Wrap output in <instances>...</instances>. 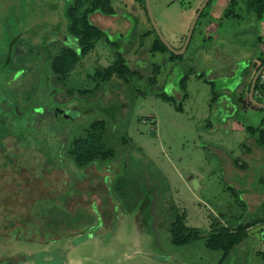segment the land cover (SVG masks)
I'll list each match as a JSON object with an SVG mask.
<instances>
[{"label": "rangeland", "instance_id": "374dc122", "mask_svg": "<svg viewBox=\"0 0 264 264\" xmlns=\"http://www.w3.org/2000/svg\"><path fill=\"white\" fill-rule=\"evenodd\" d=\"M44 1L48 4L52 0ZM203 1L149 0L153 18L170 45L182 46L194 12ZM213 1L204 6L185 52L174 60L170 52L144 49L146 42L157 36L144 0L132 4L133 14L125 30H118L124 26L122 18L116 21L91 15L96 25L110 30L83 56L77 39L70 36L67 42L19 47L18 59L2 70L3 75L13 71L14 79H21L19 100L21 93L25 100H31L39 91L44 101L50 93V103L70 107L61 116L69 130L48 131L50 143L58 147L70 132L71 148L73 139L85 128L103 121L102 142L113 155L111 160L77 168L66 150L63 160L57 159L55 165L40 158L39 166L37 161L31 164L26 159L20 166L6 156L11 151L23 155L25 150L19 147L23 139L7 136L0 148L1 234L11 238L13 228L21 234L23 227H34L41 235L48 231L65 235L75 244L66 264L264 263V224L260 238L249 230L247 238L225 257L204 244L214 220L235 227L239 220L245 223L264 218V148L257 146V129L250 132L246 128L264 130V124L258 126L264 111L240 108L237 89L233 91L230 80L223 82L222 78V73L228 75L230 62L240 67L235 68V81L245 75L248 63L258 55L254 43L264 30V19H257L253 10L249 13V0H235L227 16L210 17L216 27L207 36L201 28ZM112 3L114 8L123 7ZM36 5L35 0H0V16L6 12V29L26 12L40 13ZM55 8L52 13L45 7L39 14L37 30H64L67 21L61 3L56 2ZM139 39L142 49L134 52ZM63 44L76 52L78 61L61 84L51 63ZM119 55L126 59L128 74H114L109 80L96 75ZM1 83L6 87L4 81ZM261 95L255 93L263 101L264 93ZM231 103L236 107L232 115ZM232 120L238 122L231 124L233 127ZM152 130L155 135H151ZM43 139L40 136L37 140L41 148L45 146ZM182 216L185 225L197 228L201 237L175 246L170 227ZM33 238V234L26 237L27 241ZM33 244L16 239L0 241V252L5 256L26 254L36 247L41 250V244ZM35 262L51 264L43 254Z\"/></svg>", "mask_w": 264, "mask_h": 264}, {"label": "flooded vegetation", "instance_id": "af4514ba", "mask_svg": "<svg viewBox=\"0 0 264 264\" xmlns=\"http://www.w3.org/2000/svg\"><path fill=\"white\" fill-rule=\"evenodd\" d=\"M35 1H36V4H37L36 6L38 7V9L42 10L41 12H44V8L47 7V8H49V12H52V13H54L55 10H57L55 8V3L60 2L61 7H62V11L64 12V16H65L67 22H66V25L64 26V30H61V32L59 29H57L55 27H53V29H48L47 31L42 32L40 30H37L39 28V27H37L38 26L37 23L39 22V14L41 12L40 13H39V11L31 12L30 14H29V12H26L25 15H23L19 20L13 22L14 25L11 27V29L7 30L6 27L4 26V22H3L5 20V17H6V12H4L5 15L0 16V81L1 82L4 81L5 82L4 84L6 85V87H5L0 82V148H2L3 143L5 141V138L7 136H10V137L16 136V137H20V139H23V141H20V146H19V147H23L25 150L23 155L20 154L21 153L20 151H19L20 153H18V151L17 152L11 151V153H9L6 156L7 160L13 159V160H15L14 162L19 164L20 166L22 165L21 163L23 162V159H26V162H29L31 164L34 161H37V162H35V164H36V166H39V159L40 158L44 162H47V163L52 162V164L55 165L57 163V159L63 160L62 158H64V155H65L64 153H66V150L67 151L69 150L68 153L70 154V149H71L69 147L70 145L68 144L69 139L71 137L70 132L67 134V136L69 138H65V137L62 138L59 141L58 147L52 145L50 143L48 137H47L48 131H51V130L54 131L56 129L64 131V130L68 129V127L66 125H64V121L62 120L61 116L63 115L64 110H66L70 107L66 108L65 105L63 106V104L61 105L58 102L57 103H52V102L50 103L49 102V99L51 97L50 93L47 95V97H45V101H44L43 99H41L39 91H38L37 95L32 96L31 100H30V98H27V100H25L26 99L24 97L25 95L23 93H21L23 95V97H22V99L19 100V97H17V94H18V88L20 86L21 79H19V78L14 79L15 75H14L13 71L11 73H4V75H7V76L2 78L4 76L2 73V70L5 69L7 64H10L11 62H14L18 59L19 47H21V48L26 47L28 49L29 46L38 47V45L39 46L44 45V43H51L52 41H56L58 43H60L62 41L67 42L68 36L75 39V37L68 31L69 30V27H68L69 23H68V19L66 16V13L68 12V8L70 7L73 0H52V1H47L48 4H45L44 0H35ZM113 1L121 4L123 7L114 8V6H113L114 3H112ZM137 1L138 0H109L110 5L112 6V8L114 10L113 14L108 15V14H103V13L97 11V12L91 13L89 16V19L91 20V22L94 25H96L91 18V15H93V14H97L102 18L112 17L116 21H118L119 19L122 18V20H124L122 22V24L124 26H122V27L118 26V30H125L127 28V24H129L128 22L130 21V19H128V18H129V16H131L133 14V13L132 14L130 13L131 12V6L134 2H137ZM215 1L216 0H214L211 3V5L212 4L214 5ZM144 2H145V0H144ZM207 2L209 3L210 0H208ZM22 3H23V0H22ZM224 3H225L224 4L225 7L222 8V11L220 12L219 17H220V15L223 16V14H224V16H226L225 12L228 10V7H231L230 6V0H227V2H224ZM145 6H146V4H145ZM204 8L205 7H203V9L200 12L199 16L197 17V19L200 17L202 12L204 11ZM198 9L199 8H197L195 10V12H194L195 14L197 13ZM250 12L251 11H249V13ZM35 13H36V16L34 15ZM147 14H148V12H147ZM212 15H213L212 9L206 13L207 22L201 28L202 30H214L215 25L212 26V21H210V19H211L210 17H214ZM152 16H153V14H152ZM36 18H38V21L34 20ZM148 18H149V15H148ZM197 19H196L195 24L193 26L192 32L195 28ZM261 19H264V18H261ZM149 21H150V24H151V26H152V28L155 31L157 36H156V40H153L152 42L147 41L146 47L144 49H148L149 53L159 52V53L163 54L165 51H167V52L171 53L170 58H172L173 60L176 59L174 56H177L180 54H175L167 48V46L164 44V42H162L161 39L159 38V36L156 32V28L153 25L150 18H149ZM154 22H155V20H154ZM191 23H192V21H191ZM191 23H190V25H191ZM125 24H126V26H125ZM155 24H156V22H155ZM190 25H189L187 30H189ZM96 26H98V25H96ZM156 26H157V24H156ZM98 27L101 28L102 30H105V31L110 30V27H103V28L100 26H98ZM157 28L159 30L158 26H157ZM10 34L12 35L11 37H9ZM112 34H114V33H112ZM40 37H42V38H40ZM185 38H186V36H185ZM190 38H191V36H190ZM157 39L160 40V42L164 45L166 50H160V51H153L152 50L153 46L157 45ZM99 40H97L95 42V45ZM189 41H190V39H189ZM22 42H24V43H22ZM140 43L142 44L140 39H139L138 43L135 42L136 48L134 49L135 51L133 50L134 52H138L142 49V47H140ZM183 44H184V42H183ZM183 44H182V46H183ZM95 45H94V47H95ZM62 46L65 48L66 45L63 44ZM169 46L173 50H176V51H178L182 48V46L180 48H176L172 44L171 45L169 44ZM186 48H187V46H186ZM186 48H185V50H186ZM185 50H184V52H185ZM29 52L34 53V50L31 49ZM85 54H83V55H85ZM124 60L126 63V59H124ZM28 68H29L28 70L30 71L31 66H28ZM49 78H47V82H49L48 84L51 83ZM57 82L63 84L64 81L63 82L57 81ZM47 88H50V86H48ZM74 124L78 125L79 122L76 121V122H74ZM40 132H41V134H40ZM40 136H42L44 138L43 139V141L45 142L44 148H41L43 145L41 146L39 141H37L38 138H40ZM30 143L32 145H30ZM14 145H16L18 147L17 144H13V146ZM75 166L77 168H83V167H78L76 164H75ZM66 171L67 170H63V173H65ZM33 173H34V171H33ZM35 174L38 175L39 172L37 171ZM37 177H39V176H37ZM101 182L105 186L106 192H107L106 185L103 183L102 180H101ZM107 195H108V193H107ZM108 197H109V195H108ZM95 204L97 205L96 201H95ZM174 222L175 223L181 222L185 225L184 216H182L179 220L173 221L171 223V227H172ZM215 223H219V222L214 220V224ZM242 223H243V226L247 223L249 225V222H245V223L242 222ZM219 224H221V223H219ZM4 226H6V225H4ZM259 226L262 227L263 225L259 224ZM171 227H170V230H171ZM186 227H188V226H186ZM253 227H256V226H253ZM253 227L248 228V226H246V228L248 229L247 231L249 232V230ZM188 228H190V227H188ZM16 229H17V227L13 228L12 232L10 231V235L12 236L11 238H8L9 235L7 236V235H3L0 233V241H5V240H9V239L10 240L16 239L22 243H31V244H33V243L38 244L39 243V244H41V247H40L41 250L37 251L36 250L37 247H36V249H34L31 252H28L26 254H21V255L6 254L5 256H3L2 253L0 252V264H2V261L5 259H6V262L4 264H25V263L37 264L35 262V260H38V257L41 254H43L44 258L47 259V262H50L51 264H54L52 262V260L53 261L59 260V262L57 264H66L67 259L70 255L69 251L72 249V246H75V244L72 243L71 239L68 240L69 238L67 236H65V235L61 236L60 233H57V234H51L50 233L49 234V231H48L47 233H42V235H41V232L37 230L38 231V233H37L36 229H34V227L31 229L23 227L22 230L24 231V233L19 234V233H17L18 231H16ZM194 229H197V228H194ZM30 234H33L34 238L30 241H27L26 237H29ZM170 237H171V234H170ZM42 243H45V244H42ZM61 243H63V244H61ZM67 245H70V247Z\"/></svg>", "mask_w": 264, "mask_h": 264}, {"label": "trees", "instance_id": "16d2710c", "mask_svg": "<svg viewBox=\"0 0 264 264\" xmlns=\"http://www.w3.org/2000/svg\"><path fill=\"white\" fill-rule=\"evenodd\" d=\"M235 3V0H230V6ZM248 11H254L256 17L261 19L264 17V0H249ZM101 12L103 14H113L114 10L110 5L109 0H73L68 12L66 13L68 19L69 32L77 39L79 44V51L83 55L91 50L95 42L107 35L105 30H102L98 26L94 25L89 16L94 12ZM230 10L225 12V15L229 14ZM159 48V49H158ZM153 51L166 50L164 45L157 39V45L152 48ZM176 58V56H174ZM173 57V58H174ZM78 61V57L75 51L70 48H63L55 56L54 61L51 63V69L54 74L59 77L57 81L63 82L65 76ZM259 65L264 62V55L259 56ZM128 65H126L124 58L119 55L118 59L106 68L98 69L96 75L101 76L103 79L109 80L114 74L124 76L130 71ZM264 82V81H263ZM261 79L256 80L254 86L253 97H255V91L264 93V83ZM184 85V84H183ZM185 86V85H184ZM213 97L212 99H214ZM238 106L240 107L241 99H237ZM260 102H264L260 101ZM264 111V109L259 108ZM264 124V117L261 119L258 126ZM105 124L103 121H94L87 128H85L82 134L73 139L71 143L70 154L73 158L74 163L78 167H85L95 161H108L112 158V151L107 149L102 142V134L104 132ZM247 130L254 132L257 129L259 132L258 145L264 148V130L258 127L247 126ZM96 132V133H95ZM249 149V148H248ZM238 167L237 162H235ZM248 228L264 224V218L251 219ZM248 229L243 226V223L238 221V224L233 227L230 225H223L219 223H213L211 225V231L209 236L205 238V246L212 251H219L222 256L228 255L237 245L243 242L247 235ZM171 240L174 245L182 246L190 243L192 240L200 238V231L194 228H188L183 223H173L171 230ZM264 261V252L261 253ZM264 264V263H263Z\"/></svg>", "mask_w": 264, "mask_h": 264}, {"label": "crops", "instance_id": "0c3cea01", "mask_svg": "<svg viewBox=\"0 0 264 264\" xmlns=\"http://www.w3.org/2000/svg\"><path fill=\"white\" fill-rule=\"evenodd\" d=\"M220 1V2H219ZM223 1L225 0H217L212 8V16L214 17H219L220 12L222 11V8L225 7V3L223 4ZM264 22V21H263ZM206 35L208 36L209 34H211L212 32H214V30H204ZM255 45H257V49H258V55L255 56L254 58H252V61L248 63V67L247 70L245 71V75L242 76V78L239 81H235L234 76L236 75V73L238 74V72H236L235 68H238V66H234L233 62H230V69H227V73L228 75H225V73H222V75H224L225 77L223 78V82L226 81L227 79L230 80V85H233V91L234 89H237V99H241V103H240V108L243 109H259L257 106L253 105L249 100H248V92H249V87H250V82L252 80V77L254 76L255 71L257 70V66L259 65L260 61H259V56L264 55V30H262V32H260V35L257 38V41L254 43ZM240 68V67H239ZM221 72V71H220ZM240 74V73H239ZM221 76V75H220ZM229 76V77H228ZM241 76V74H240ZM264 80H261V82ZM235 86V88H234ZM255 93L257 95H261L263 93L259 92V91H255ZM225 97L230 98V96L224 94ZM262 96V95H261ZM222 100H224V103H227V101L223 98ZM231 109L229 111V114L231 113V115L233 114L234 109H236L234 103H231ZM238 108V106H237ZM233 109V111H232ZM235 120H232L230 122V125L234 124ZM238 123V122H237ZM231 125V126H232ZM233 127V126H232ZM241 127V126H239Z\"/></svg>", "mask_w": 264, "mask_h": 264}, {"label": "water", "instance_id": "95a60500", "mask_svg": "<svg viewBox=\"0 0 264 264\" xmlns=\"http://www.w3.org/2000/svg\"><path fill=\"white\" fill-rule=\"evenodd\" d=\"M208 0H204V2L199 6V9L197 11V13L195 14L193 20H192V23L190 25V28L187 32V35H186V38H185V41H184V44L182 46V48L178 51L176 50H173L169 44L167 43V41L165 40V38L161 35L160 31L158 30L155 22H154V19H153V16H152V12H151V7H150V4H149V0H145V4H146V10L148 12V15H149V18L150 20L152 21L153 25L155 26L156 28V32L159 36V38L161 39L162 42H164V44L167 46V48L169 50H171L173 53L175 54H182L189 42V39H190V36L192 34V29H193V26L195 24V21L197 19V17L199 16L200 12L202 11L203 7L205 6V4L207 3ZM264 70V62L261 64V66L255 71L254 73V76L252 77V80L250 82V87H249V92H248V100L255 106H257L258 108H262L264 109V103L263 102H260V101H257L254 97H253V93H254V86H255V83H256V80L259 78L261 72ZM90 72H92V70H89ZM151 135H155V132L152 130L151 132ZM192 184L194 186L197 185V182L195 179L192 180ZM245 227L248 226V223L244 225ZM262 230V227L261 226H256V227H253L250 229L251 233H254L257 235L258 238H260V231Z\"/></svg>", "mask_w": 264, "mask_h": 264}, {"label": "built area", "instance_id": "2783aa9c", "mask_svg": "<svg viewBox=\"0 0 264 264\" xmlns=\"http://www.w3.org/2000/svg\"><path fill=\"white\" fill-rule=\"evenodd\" d=\"M259 78H260L261 80H264V70L261 72Z\"/></svg>", "mask_w": 264, "mask_h": 264}]
</instances>
